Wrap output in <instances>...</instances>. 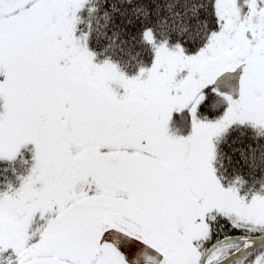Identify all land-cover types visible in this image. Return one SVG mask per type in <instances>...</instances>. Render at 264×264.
I'll use <instances>...</instances> for the list:
<instances>
[{
	"label": "snow or ice",
	"instance_id": "6c2138e0",
	"mask_svg": "<svg viewBox=\"0 0 264 264\" xmlns=\"http://www.w3.org/2000/svg\"><path fill=\"white\" fill-rule=\"evenodd\" d=\"M0 264H264V0H0Z\"/></svg>",
	"mask_w": 264,
	"mask_h": 264
}]
</instances>
